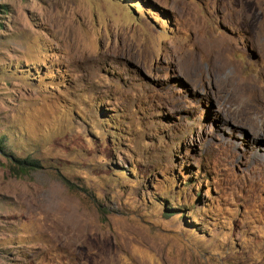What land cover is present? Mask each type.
I'll return each instance as SVG.
<instances>
[{
  "label": "rangeland",
  "instance_id": "obj_1",
  "mask_svg": "<svg viewBox=\"0 0 264 264\" xmlns=\"http://www.w3.org/2000/svg\"><path fill=\"white\" fill-rule=\"evenodd\" d=\"M0 144V264H264V0H0Z\"/></svg>",
  "mask_w": 264,
  "mask_h": 264
},
{
  "label": "trees",
  "instance_id": "obj_2",
  "mask_svg": "<svg viewBox=\"0 0 264 264\" xmlns=\"http://www.w3.org/2000/svg\"><path fill=\"white\" fill-rule=\"evenodd\" d=\"M2 145L0 144V149L3 148ZM16 161L18 162V166L16 165L17 168L13 167L14 165L11 168L16 169L17 171H19L21 173H27L31 169H34V167L36 165L35 160L18 158V159H16Z\"/></svg>",
  "mask_w": 264,
  "mask_h": 264
}]
</instances>
